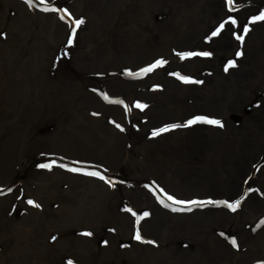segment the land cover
<instances>
[{"label": "bare ground", "instance_id": "1", "mask_svg": "<svg viewBox=\"0 0 264 264\" xmlns=\"http://www.w3.org/2000/svg\"><path fill=\"white\" fill-rule=\"evenodd\" d=\"M262 4L0 0V264H264V97L241 126L232 113L264 95V21L253 22ZM104 21L109 37L96 30ZM103 93L124 97L112 106ZM135 97L146 107L132 119ZM190 112L224 127L178 130L175 141L161 131ZM113 113L130 130L117 131ZM89 171L115 176L110 184ZM235 197V212L218 202Z\"/></svg>", "mask_w": 264, "mask_h": 264}, {"label": "snow or ice", "instance_id": "2", "mask_svg": "<svg viewBox=\"0 0 264 264\" xmlns=\"http://www.w3.org/2000/svg\"><path fill=\"white\" fill-rule=\"evenodd\" d=\"M26 2L31 6L32 0H26ZM44 2H45V0H40V3H44ZM227 3H228V5L234 7V0H227ZM44 10L45 11H57L56 8L49 9L47 7ZM230 10H232V8H230ZM63 18L64 17H61V19H63ZM255 21H264V13H261L259 16L255 17L253 22H255ZM83 23H84L83 20H77V21H75V27L76 28H79V26L81 24H83ZM230 23L232 25H235L237 23V21L235 19H230ZM223 29H225V24L224 23H221L219 25V27L212 33V36L215 37V36L220 35L221 34V30H223ZM243 31H244L245 34H247V32L249 31V29L247 27H244ZM74 34H75V28L73 29V35ZM237 39L243 40V36H237ZM69 43L71 44L72 41L70 40ZM188 55H204V56H210L211 53H208V52H204V53H189ZM237 55H241V53H237ZM182 58H185V57H182ZM163 63H165V62L164 61H157L151 67H148V68L144 69L143 71L145 73L151 72L153 69L158 68V67H161L163 65ZM234 67H236L235 61H231V62H229V64L225 68V71H228L230 68H234ZM129 75H132V73H129ZM180 78L181 79H184L183 77H180ZM185 82L187 83V82H194V81L185 80ZM104 99L107 100L108 97L105 96ZM115 102L118 103L119 101H115ZM136 107L143 109L144 107H146V105L137 104ZM196 123H206V124L215 125V126H218V127H221V128L224 127L223 123L220 120H217V119H207V118H202V117H198V118H196L194 120L188 121L187 124L183 125V127H188V126H190L192 124H196ZM116 126L117 127H120V125H118V124ZM173 127H181V125H174ZM161 131H169V129L165 128V129H162ZM159 134H160L159 132H154L153 133L154 136H157ZM40 167L41 168L51 169L52 168V164H41ZM69 170L70 171H73V172L81 171L78 168H71ZM84 174L89 175V176L98 177L101 180H105L106 183H110V184L112 183L110 180H107L104 175H102L100 172H97V171H89V172H85ZM167 199L168 200H171L173 203H176V204H182V203H184L183 201L174 200V198L172 196H170V195L167 197ZM27 202H28V204L33 205L34 207H37V208L40 207L39 204H36L32 200H28ZM161 202L163 203V201H161ZM191 203H193V204H197V203L204 204V203H213V202L212 201H207V202L192 201ZM223 203L225 204V206L227 208H229L233 212H235L240 207V203L241 202L239 200H237L235 203H228V202H223ZM165 206L167 207L168 205H165ZM173 210L174 211H177V210H179V211H184V210L191 211V208H187V209H173ZM129 211H131V210L129 209ZM133 215H135V213H133ZM147 215H148V213H144V216H147ZM140 219H143V217H140ZM83 235H85V236H92L93 234L89 231V232H84ZM52 239L54 240L56 238L53 237ZM135 239L136 240H141V235H140V232L139 231L136 232ZM231 243H232L233 246H237V241L235 239H232L231 240ZM69 264H71V261H69Z\"/></svg>", "mask_w": 264, "mask_h": 264}, {"label": "rangeland", "instance_id": "3", "mask_svg": "<svg viewBox=\"0 0 264 264\" xmlns=\"http://www.w3.org/2000/svg\"><path fill=\"white\" fill-rule=\"evenodd\" d=\"M51 6V5H50ZM51 8H55V7H50L49 9H51ZM48 13L49 14H53L55 17H57V14L59 13L60 14V12H58V10L57 11H48ZM105 16H107V17H103L104 19H106V18H110V21L111 22H113L114 21V19H115V17L114 16H111L109 13H108V11H104V13H103ZM63 15V14H62ZM110 15V16H109ZM102 17V14L100 15V18ZM58 20H59V18H57ZM60 21V20H59ZM126 20L124 19V20H121V18H119V22H118V24L116 23V25L115 26H117L118 28H126V29H128V27H129V23L128 22H125ZM61 22V21H60ZM105 23V25H103ZM104 23L102 24V25H99L98 27H96V30H97V32L98 33H100L101 35H103V36H110V35H112V26H108L107 24L108 23H106L105 21H104ZM135 24H137L138 25V22H135ZM138 31H140V32H142L143 30H141V29H139V28H136ZM131 30V29H130ZM98 39V38H97ZM102 48H108V47H110L108 44H104V42H103V44H101L100 45ZM128 45H119V49H124V48H126ZM66 63V61L63 63V64H65ZM263 63V62H262ZM100 94V93H99ZM105 96H107L108 97V99L106 100L105 99V102L106 103H111L112 104V106H114L115 105V103H114V100L117 98H120V97H123V95H119V96H117V97H110L111 96V94H105V93H103V95H100V97H102V98H104ZM100 113V116H101V113L102 112H99ZM130 113H131V110H130ZM241 113H242V111H241ZM122 114L123 115H125V116H128L127 115V113L125 112H122ZM234 114V116H236V117H240V114H238V113H233ZM112 115H115L116 116V114L115 113H113ZM114 116V120H111V119H109L108 118V121L109 122H114V121H117L118 122V124L121 126V119H119L117 116L115 117ZM180 116H182V114L180 115ZM69 120L70 119H67V124L68 125H70V126H72V123H73V121L72 120H70V122H69ZM176 120V118H174L173 120H165V122H162V124L164 125V127H168L167 129H173V128H171V127H173V126H171V125H173ZM72 121V122H71ZM182 120H180L179 121V123L181 122ZM235 122V121H234ZM178 123V124H179ZM177 124V125H178ZM123 132H126L127 130H130V127H129V125L127 124V123H124L123 122V127H122V129H121ZM121 130H120V127H119V130H117V131H119V132H121ZM167 134H168V132L169 131H165ZM168 136H170L174 141H175V133L172 135L171 133L170 134H168ZM102 137L103 136H99V138L100 139H102ZM131 142H133L132 140H131ZM130 141H129V143H131ZM167 144H172V142L171 143H167ZM105 168H110V166L108 165V164H104L103 165V169H105ZM19 173V175H20V172H18ZM46 173V172H45ZM18 176V175H17ZM16 176V177H17ZM5 256V255H4ZM6 258V257H5Z\"/></svg>", "mask_w": 264, "mask_h": 264}]
</instances>
